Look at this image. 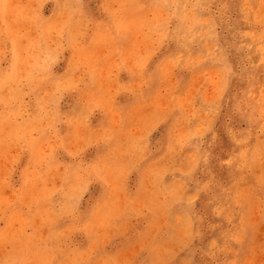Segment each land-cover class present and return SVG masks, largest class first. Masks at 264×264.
<instances>
[{"label": "rangeland", "instance_id": "374dc122", "mask_svg": "<svg viewBox=\"0 0 264 264\" xmlns=\"http://www.w3.org/2000/svg\"><path fill=\"white\" fill-rule=\"evenodd\" d=\"M29 1L36 36L10 42L20 78L0 90V132L28 152L27 178L56 185L31 201L20 188L0 225L19 227L21 246L2 264H264V0H103L85 7L101 16L65 73L62 47L81 50L46 31L47 0Z\"/></svg>", "mask_w": 264, "mask_h": 264}, {"label": "crops", "instance_id": "0c3cea01", "mask_svg": "<svg viewBox=\"0 0 264 264\" xmlns=\"http://www.w3.org/2000/svg\"><path fill=\"white\" fill-rule=\"evenodd\" d=\"M90 2V0H74L72 2H70V0H47L42 8L47 12L44 14L46 31H48L49 27L53 28L61 26L62 36L64 38H62L60 41L62 42L63 46L67 42H72L76 44L77 48H80L81 50L86 42V24L90 27L91 25H93V21L100 19L101 16L100 14L98 15V17H90V20L84 17L86 10L85 7L89 11H93L95 10V8L102 9L101 5L103 0H93V4ZM80 6L82 13L74 12V10H78ZM32 10H34V5L29 0H13L7 6L0 3V44H5L6 42L8 44L7 47L9 48V52L7 54H3L0 52V90H3L5 92L6 90H10V85H12L11 90L15 89L14 85L18 81L17 78H20L8 74V70H10L12 67L16 68L11 62V60L14 59L15 53H12L10 50V42H22V34H32V37L36 36L35 30L31 29V26L33 27V24L31 22H28L26 19L21 18L22 11L31 12ZM126 37L124 36L122 39H120V41L116 40V42L126 44L124 46L123 54L120 55V57L124 58L126 57L125 48L128 46L127 44H133L134 41L133 37H130L129 39H127ZM151 37L159 39L158 36ZM34 40V38L28 39V41ZM58 40L59 39L55 38L51 41L56 42ZM24 41H27V39H24ZM96 41L104 42L99 39ZM0 46L1 48L4 47V45ZM128 53V56H131V50H129ZM17 55L21 57L20 54ZM81 57L82 50L80 56H74V53L72 51L62 47L59 55L60 65L57 69L54 67V72L66 71L70 59ZM61 80L63 81L62 90L64 91V89L69 86L68 81L63 78ZM81 86V84H77V89L80 90L82 88ZM69 89L70 88H68L67 90ZM71 104L72 100L70 99L68 93L64 94L60 102L58 103V105H60L63 109H68ZM66 132L67 127L62 125L60 134L63 136V138L66 137ZM50 134L53 133L51 132ZM0 136L2 138L0 152L3 153V155H0V174H2V176H6L0 179V204L8 205L7 211H4L3 214V210L0 209V218L17 217L18 213H20V209L14 206L11 207V205L20 200L18 193L21 187L27 188L26 192L28 191V199L29 201H31V196L36 194L37 187L52 188L56 184L51 178L46 180H35L27 178L28 174L26 175L24 171H26V169L30 167L28 164V152L26 151V149L21 148V145L15 139H10L6 136V134H0ZM26 139L28 140V137H26ZM52 139L53 138L51 136L50 138H46L45 143H47V140L48 143L50 142L49 144H47L48 147L49 145H52ZM47 145L45 144V147H47ZM64 161H68L67 155L62 156L63 164ZM45 164L49 166L48 159L46 160ZM61 180L63 181L65 179L63 178ZM24 200L26 201V198ZM0 234H7L12 236V242H0L1 251L16 252L20 249L21 229L19 227H7L5 225H0ZM4 261L5 260H0V264H2ZM17 263L18 262L14 260L12 264Z\"/></svg>", "mask_w": 264, "mask_h": 264}, {"label": "bare ground", "instance_id": "6f19581e", "mask_svg": "<svg viewBox=\"0 0 264 264\" xmlns=\"http://www.w3.org/2000/svg\"><path fill=\"white\" fill-rule=\"evenodd\" d=\"M155 1H156V0H155ZM163 1H164V0H163ZM195 1H196V0H195ZM103 2H104V1H103ZM159 2H161V0H160ZM159 2H157V3H159ZM174 2H175V1H174ZM189 2H190V1H189ZM161 3H162V2H161ZM176 3H177V2H176ZM186 3H188V2H186ZM190 3H191V2H190ZM190 3H189V4H190ZM192 3H193V1H192ZM126 4H127V3H126ZM130 4H132V3H130ZM163 4H164V3H163ZM172 4H173V3H172ZM172 4H171V5H172ZM120 5H121V4H120ZM132 5H133V4H132ZM164 5H165V4H164ZM185 5H186V4H185ZM129 6H130V5H129ZM183 6H184V5H183ZM164 7H166V6H164ZM177 7H178V6H177ZM192 7H193V6H192ZM150 8H151V7H150ZM156 8H157V7H156ZM158 8H159V7H158ZM183 8H184V7H183ZM183 8H182V9H183ZM189 8H190V6H189ZM80 9H81V8H80ZM154 9H155V8H154ZM160 9H161V8H160ZM163 9H164V8H163ZM176 9H177V8H176ZM184 9H185V8H184ZM78 10H79V9H78ZM121 10H122V9H121ZM144 10H145V9H144ZM171 10H172V9H171ZM193 10H194V9H193ZM188 11H189V10H188ZM77 12H78V11H77ZM114 12L117 13L116 11H114ZM140 12H141V11H140ZM115 13H114V14H115ZM119 13H120V12H119ZM163 13H164V12H163ZM167 13H170V12H167ZM174 13H175V12H174ZM262 13H263V12H262ZM170 14H171V13H170ZM170 14H168V15H170ZM175 14H176V13H175ZM116 15H117V14H116ZM171 15H173V14H171ZM177 15H179V14H177ZM184 15H185V14H184ZM85 16H86V15H85ZM113 16H114V15H113ZM163 16H164V15H163ZM182 16H183V15H182ZM194 16H195V15H194ZM184 17H185V16H184ZM184 17H183V18H184ZM131 18H132V17H131ZM135 18H137V17H135ZM164 18H165V17H164ZM168 18H169V17H168ZM175 18H177V17H175ZM175 18H174V19H175ZM181 18H182V17H181ZM186 18H187V17H186ZM189 18H190V17H189ZM196 18H197V17H196ZM165 19H167V18H165ZM258 19H259V18H258ZM88 20H89V18H88ZM112 20H113V19H112ZM142 20L144 21V19H142ZM145 20H146V19H145ZM177 20H178V19H177ZM185 20H186V19H185ZM187 20H188V19H187ZM191 20H192V19H191ZM128 21H129V20H128ZM134 21H135V19H134ZM140 21H141V20H140ZM168 21H169V20H168ZM168 21H167V22H168ZM132 22H133V21H132ZM132 22H131V23H132ZM146 22H147V21H146ZM155 22H156V21H155ZM157 22H159V21H157ZM162 22H163V21H162ZM167 22H166V23H167ZM194 22H195V20H194ZM101 23H102V22H101ZM109 23H110V22H109ZM128 23H130V21H129ZM131 23H130L129 25H131ZM139 23H140V22H139ZM173 23H174V22H173ZM181 23H182V22H181V20H180V26H181ZM187 23H188V22H187ZM97 24L100 25V23H97ZM141 24H142V23H141ZM156 24H157V23H156ZM193 24H194V23H193ZM95 25H96V24H95ZM145 25H146V23H145ZM142 26H143V25H142ZM178 26H179V25H178ZM178 26H177V28H178ZM200 26H201V24H198V23H197V25H190V28H189V29H191V30L194 32L195 29H196L197 27L199 28ZM154 27H155V26H154ZM161 27H164V26H161ZM184 27H185V26H184ZM186 27H188V26H186ZM158 28H159V27H158ZM98 29H99V28H98ZM179 29H180V28H179ZM182 29H183V28H182ZM180 30H181V29H180ZM191 30H190V31H191ZM92 31H93V30H92ZM92 31H91V32H92ZM160 33H161V32H160ZM179 33H180V31H179ZM194 34H195V33H194ZM100 35H101V34H100ZM162 35H163V34H162ZM255 35H256V34H255ZM86 36H87V35H86ZM88 36H90V35H88ZM98 36H99V35H98ZM137 36H138V35H137ZM159 36H160V34H159ZM163 36H164V35H163ZM252 36H254V35L252 34ZM105 37H106V36H105ZM105 37H104V39H105ZM183 37H184V36H183ZM191 37H192V36H191ZM254 37H255V36H254ZM96 38H97V37H96ZM99 38H101V40H102V36L99 37ZM108 38H109V37H108ZM111 38H112V37H111ZM113 38H114V35H113ZM141 38H142V37H141ZM115 39H116V38H115ZM117 39H118V37H117ZM159 39L161 40V38H159ZM97 40H98V38H97ZM108 40H109V39H108ZM176 41H178V40H176ZM107 42H108V41H107ZM112 42H115V41H112ZM174 42H175V41H174ZM69 43H70V42H69ZM87 43H89V41H88ZM146 43H147V42H146ZM70 44H71V43H70ZM85 44H86V43H85ZM74 45H75V44H74ZM71 46H72V44H71ZM207 46H208V45H207ZM209 46H210V45H209ZM209 46H208V47H209ZM130 47H131V46H130ZM72 48H76V47H73V46H72ZM74 50H75V49H74ZM74 52H75V51H74ZM128 54H129V53H128ZM14 56H15V55H14ZM144 57H145V56H144ZM14 59H16V58H14ZM114 60H115V59H114ZM68 66H69V65H68ZM12 69H13V67H12ZM12 71H13V70H12ZM9 73H10V72H9ZM64 73H65V72H64ZM28 75H29V74H28ZM54 77H55V76H54ZM59 77H60V76H59ZM65 80H66V79H65ZM262 86H263V85H262ZM160 87H161V86H160ZM23 89H24V88H23ZM4 92H5V91H4ZM66 92H67V91H66ZM207 93H208V92H207ZM207 93H206V94H207ZM212 93H213V91H212ZM244 94H245V93H244ZM6 96H7V95H6ZM208 97H209V96H208ZM212 97H213V96H212ZM1 101H2V100H1ZM5 102H6V101H5ZM8 102H9V104H10L11 101H8ZM13 102H14V101H12V103H13ZM18 102H19V101H18ZM31 102H32V101H31ZM45 104H46V103H45ZM56 104H57V103H56ZM56 104H55V105H56ZM34 105H35V103H34ZM6 106H8V105H6ZM11 106H12V105H11ZM11 106H10V107H11ZM75 106H76V105H75ZM15 107H16V106H15ZM24 107H25V106H24ZM47 107H48V106H47ZM55 107H56V106H55ZM77 107H78V106H77ZM77 107H76V108H77ZM79 107H80V106H79ZM7 108H8V107H7ZM25 108H26V107H25ZM27 108H28V107H27ZM36 108H37V107H36ZM76 108H75V109H76ZM15 109H17V108H15ZM27 110H28V109H27ZM58 110H59V109H58ZM60 110H62V109H60ZM65 110H66V109H65ZM17 111H18V110H17ZM28 111H30V110H28ZM50 111H52V110H50ZM68 111H69V109H68ZM76 111H78V110H76ZM3 112H4V111H3ZM3 112H0V113H3ZM19 112H20V111H19ZM37 112H38V111H37ZM69 112H70V111H69ZM73 112H74V111H73ZM244 112H245V111H244ZM65 113H66V112H65ZM48 114H49V112H48ZM62 114H63V113H62ZM66 114H67V113H66ZM1 115L5 116V114H1ZM12 116H13V115H12ZM30 116H31V114H30ZM47 116H48V115H47ZM118 116H119V115H118ZM13 117H14V116H13ZM48 117H49V116H48ZM10 118H11V117H10ZM54 118H55V117H54ZM117 118H118V117H117ZM47 119H48V118H47ZM55 120H56V119H55ZM65 121H66V119H65ZM11 122H13V121H11ZM11 122H10V123H11ZM17 122H19V120H18ZM42 122H43V121H42ZM68 122H69V121H68ZM14 123H15V122H14ZM39 123H40V122H39ZM45 123L49 124L48 122H44V124H45ZM57 123H58V122H57ZM256 123H257V122H256ZM16 124H17V123H16ZM33 124H34V123H33ZM35 124H36V123H35ZM41 124H42V123H41ZM44 124H42V125H44ZM60 124H61V123H60ZM30 125H31V124H30ZM49 125H50V124H49ZM65 125H66V124H65ZM65 125H64V126H65ZM20 126H21V125H20ZM20 126H19V128H20ZM36 126H37V124H36ZM50 126H51V125H50ZM57 126H58V125H57ZM188 126H189V125H188ZM198 126H199V125H198ZM51 127H52V126H51ZM66 127H67V126H66ZM69 127H70V126H69ZM16 128H17V127H16ZM48 128H49V127H48ZM67 128H68V127H67ZM14 129H15V128H14ZM246 129H247V128H246ZM52 130H53V129H52ZM12 131H13V130H12ZM15 131H16V130H15ZM20 131H21V130H20ZM25 131H26V130H25ZM41 131H42V130H41ZM7 132L9 133L10 130H9V131L7 130L6 133H7ZM26 132H27V131H26ZM53 132H54V131H53ZM59 132H60V131H59ZM180 132H181V131H180ZM57 133H58V132H57ZM229 133H230V132H229ZM0 134H1V132H0ZM10 134H11V133H10ZM29 134H31V133H29ZM57 137H58V136H57ZM11 138H14V137H11ZM15 138H16V137H15ZM17 138H18V137H17ZM19 139H20V138H19ZM21 139H22V138H21ZM57 139H58V138H57ZM59 139H60V138H59ZM15 140H16V139H15ZM16 141H17V140H16ZM23 142H24V141H23ZM20 143H22V142H20ZM259 143H260V142H259ZM24 145H25V144H24ZM74 145H75V144H74ZM24 147H25V146H24ZM21 148H22V147H21ZM27 148H28V147H27ZM50 158H51V157H50ZM50 158H48V160H49ZM52 158H54V157H52ZM52 158H51V159H52ZM51 159H50V160H51ZM53 160H54V159H53ZM32 163H33V162H32ZM53 163H54V162H53ZM57 163H58V162H57ZM1 166H2V165H1ZM49 166H50V165H49ZM180 175H181V174H180ZM163 176H164V175H163ZM62 179H63V178H62ZM179 219H180V218H179Z\"/></svg>", "mask_w": 264, "mask_h": 264}]
</instances>
